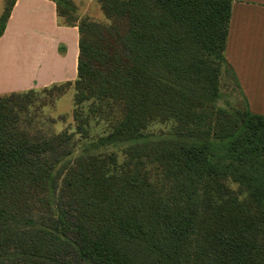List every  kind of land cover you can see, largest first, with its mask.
I'll return each mask as SVG.
<instances>
[{"label": "trees", "instance_id": "16d2710c", "mask_svg": "<svg viewBox=\"0 0 264 264\" xmlns=\"http://www.w3.org/2000/svg\"><path fill=\"white\" fill-rule=\"evenodd\" d=\"M53 1L80 35L78 79L53 90L74 87L79 133L87 102L118 120L74 157L75 134L33 139L19 128L22 96L0 98V256L14 258L0 264H20L23 249L22 264H47L60 248L51 228L92 264H264V115L217 107L223 69L240 90L225 56L232 0H97L106 24ZM155 121L173 127L150 135ZM111 145L121 165L98 152Z\"/></svg>", "mask_w": 264, "mask_h": 264}, {"label": "crops", "instance_id": "0c3cea01", "mask_svg": "<svg viewBox=\"0 0 264 264\" xmlns=\"http://www.w3.org/2000/svg\"><path fill=\"white\" fill-rule=\"evenodd\" d=\"M88 16L94 0H71ZM4 0H0V16ZM79 29L53 0H16L0 36V98L78 79ZM225 56L255 114L264 115V0H232Z\"/></svg>", "mask_w": 264, "mask_h": 264}, {"label": "rangeland", "instance_id": "374dc122", "mask_svg": "<svg viewBox=\"0 0 264 264\" xmlns=\"http://www.w3.org/2000/svg\"><path fill=\"white\" fill-rule=\"evenodd\" d=\"M94 3V5L88 7L89 15L86 17H89L96 22L105 24L109 23L110 20L100 9L97 0H94ZM79 8L81 7H77V13L81 16ZM220 86V97L217 101V107H222L228 110L245 108H249L251 110L250 106L246 102V98L242 95L241 91L235 87L232 75L228 71L225 72L224 69L221 74ZM55 87L56 86L49 89L32 90L30 92L17 94L22 96V98H20V102H23L26 105L25 110H17L20 118L19 128H21L23 132H27L33 139L40 136L50 137L61 134L65 131L69 134H75V136L69 140L66 147L76 149L77 151L72 154V156L76 157L80 150L96 143L99 137L107 135L110 131V127L118 120V116L113 113L110 120H106L103 117L95 118L93 113L90 116L89 109H87L89 102H87L83 105L85 110L80 109V116H87L88 122L80 124L84 131L79 133L77 125L80 122L74 120L75 110L78 109V107L75 106L74 101V87H68L62 92L53 90ZM9 96L10 95H6L4 97ZM109 110L110 109L106 106L102 108L104 114L109 113ZM172 127L173 125L171 122L155 121L147 127L146 132L150 133V135L160 136V133L167 132L172 129ZM158 139L160 138H156L155 141ZM123 149V146L111 145L99 148L98 152L102 155L115 154L118 158V165H121L125 158L123 155ZM147 170L151 173L152 178H154L155 181L159 180L158 169L155 166H148ZM226 183L229 188L234 191L233 194H237L239 199H241L242 192L239 185L231 182V180H228ZM22 213L24 218L32 217L33 221L38 222L39 218H42V222H47V224L51 227L54 225L50 219L48 220L47 217H43L39 212ZM207 213H210L211 215L221 212H206L203 220L207 217ZM38 226H40V224H38L35 228H38ZM48 230L56 235V241L60 248L53 247V251L59 253L58 257L53 256L54 252L50 251L51 257L47 259V264H92L89 262H82L77 258L76 249L73 244H70V237L69 239H65L64 237L59 236L54 229L51 228ZM19 252L21 254L19 256V263L22 264V253H24V249ZM13 259V256H0V262L5 261L7 263Z\"/></svg>", "mask_w": 264, "mask_h": 264}]
</instances>
